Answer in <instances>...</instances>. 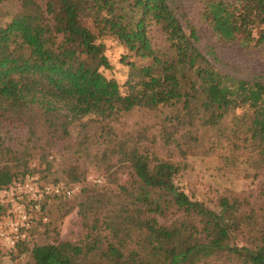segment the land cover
Instances as JSON below:
<instances>
[{"label": "trees", "instance_id": "1", "mask_svg": "<svg viewBox=\"0 0 264 264\" xmlns=\"http://www.w3.org/2000/svg\"><path fill=\"white\" fill-rule=\"evenodd\" d=\"M202 1V18L218 40L264 45V0ZM79 6L95 11L98 28ZM153 25L164 33L167 50L153 45ZM185 26L167 0H20L19 11L0 26V187L30 174L80 189L70 198L48 197L41 213L47 222L36 216L26 241L3 248L7 255L20 248L33 264H204L222 256L236 264H264V208L248 192L227 187L215 207L207 205L175 183L182 168L158 157L151 127L123 130L120 124L136 111L172 108L159 133L198 100L212 123L228 108L251 111L254 128L232 127L227 145L256 154L252 178L264 176V83L216 70L194 47L195 28L188 20ZM104 39L126 52L119 59L127 68L121 85L106 75L112 64ZM16 130L24 132V144L14 143ZM170 142L164 138V146ZM30 143L48 154L62 146L69 156L63 179H47L53 156L44 160L45 175L31 167L14 171L18 146ZM88 166L107 182L82 185ZM124 166L122 183L117 173ZM94 195H117L119 201L83 218L89 246L62 241L59 229L49 227L52 205L77 199V207ZM39 233L48 237L45 243L34 241Z\"/></svg>", "mask_w": 264, "mask_h": 264}, {"label": "rangeland", "instance_id": "2", "mask_svg": "<svg viewBox=\"0 0 264 264\" xmlns=\"http://www.w3.org/2000/svg\"><path fill=\"white\" fill-rule=\"evenodd\" d=\"M167 1L183 29L186 28L185 20H188L195 28L198 40L193 45L216 70L241 80L264 83V45L244 47L238 43L227 44L218 40L202 18V0ZM79 7L78 11L81 16L95 28H98L100 26L99 17L95 11ZM19 8L20 0L0 2V26L18 12ZM149 35L156 48L161 51L167 50L168 44L159 26L153 25L149 29ZM104 43L105 54L112 64V69L106 71V75L115 77L121 85L126 79L127 68L119 63V59L126 52L111 39H104ZM75 45L76 42H73L70 46ZM201 103L202 100L192 101L188 110L182 112L177 122H170L159 133L157 130L159 124L165 114L168 117L174 112L172 108H164L162 111L156 112L136 111L124 115L120 124L123 130H133L142 126L152 128V132L158 139L156 146L158 157L163 160H173L182 168L175 177V183L189 195L191 191L193 196L202 199L207 205L215 207L219 195L223 193L222 191L231 187L235 191L248 192L252 202L264 208V176L252 178L254 173H257L255 162L257 155L244 150L233 151L227 145L228 140L231 139L232 127L237 126L241 131L254 128L256 121L253 113L247 110L228 108L223 112L222 118L216 123H212L210 113L201 107ZM1 133L2 131H0ZM13 134L15 136L14 143L22 142L24 144L23 131L16 130L13 131ZM164 138L171 141L170 146H164ZM177 143L178 146H176ZM27 145L18 146L19 152L11 161V166L15 172L21 173L25 167H31L38 169L40 174L45 175V172H42L44 160L49 161L51 160L50 157L53 156L49 173H46L47 179H63L62 170L68 163L69 156L63 151L60 144L54 145L49 154L46 151H40L39 148H31L34 143ZM26 151L27 153H25ZM2 159L5 160L6 157L3 156ZM127 174L128 170L124 166V168L119 169L117 178L124 183ZM85 177L86 180L82 185H92L96 179L101 181L100 184L107 182L104 174L91 166H88ZM77 187L79 190V186ZM76 201L77 199L59 206L57 204L52 205L49 227L59 229L62 241L77 242L89 246V229L84 226L83 218L91 211L113 206L119 201V197L117 195H94L85 205L75 207ZM70 207L72 208L70 214L63 218V212ZM161 224L165 229L169 228V224L163 222ZM47 240L48 237L45 239V235L39 233L34 241L42 244ZM20 251L19 248L13 255H7L0 244V264H33L29 254ZM204 264H236V262L232 257L222 256L213 258Z\"/></svg>", "mask_w": 264, "mask_h": 264}, {"label": "built area", "instance_id": "3", "mask_svg": "<svg viewBox=\"0 0 264 264\" xmlns=\"http://www.w3.org/2000/svg\"><path fill=\"white\" fill-rule=\"evenodd\" d=\"M78 192L77 186L45 183L36 175L0 187V244L11 250L26 241L36 216L47 222L42 205L48 197L70 198Z\"/></svg>", "mask_w": 264, "mask_h": 264}]
</instances>
